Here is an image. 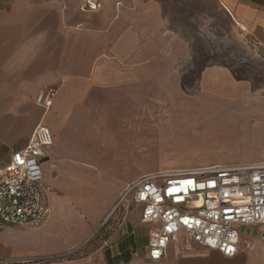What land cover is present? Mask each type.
<instances>
[{
	"label": "rangeland",
	"instance_id": "374dc122",
	"mask_svg": "<svg viewBox=\"0 0 264 264\" xmlns=\"http://www.w3.org/2000/svg\"><path fill=\"white\" fill-rule=\"evenodd\" d=\"M23 1L59 7L77 20L86 0H0V21ZM145 41L162 46L150 49L148 78L129 90L97 92L84 119L71 123V148L57 151L56 144L50 163L41 165L48 203L54 202L52 225L44 232L0 231L4 246L51 258L50 264H104L102 252L121 238L122 224L132 223L142 254L148 228L139 226L132 204L120 203L128 184L162 170L247 161L250 118L240 109L252 113L259 85L245 88L238 102L236 79L221 75L228 67L258 72L251 61L237 65L242 43L218 31Z\"/></svg>",
	"mask_w": 264,
	"mask_h": 264
},
{
	"label": "crops",
	"instance_id": "0c3cea01",
	"mask_svg": "<svg viewBox=\"0 0 264 264\" xmlns=\"http://www.w3.org/2000/svg\"><path fill=\"white\" fill-rule=\"evenodd\" d=\"M100 3L98 11L84 12L74 20L59 7L26 6L23 1L0 21V166L8 161L11 150L27 145L39 125L50 129L52 149L56 144L57 151L70 149L71 123L84 119L97 92L129 90L148 78V55L152 48L145 43L146 39L208 37L216 31L221 37L236 38L242 43L238 49L244 57L237 58V65L251 61L259 68L251 75H244L240 68L233 72V67L222 71L225 78L236 79L238 102L241 99L244 102L245 88L253 84L259 87L252 94V113L246 115L245 107L240 109L243 116L250 118L246 142L251 152L244 156L247 161L221 165L264 162V0H100ZM160 47L153 46L152 50ZM49 92L54 96L46 109L36 98ZM51 154L44 163H50ZM105 190H109L108 185ZM105 194L107 197L108 192ZM47 197L45 189L50 215L40 232L48 230L54 216V202L49 205ZM120 231L121 238L102 252V262L152 264L145 258L147 242L143 245L144 253L140 254L137 248L134 225L124 223ZM246 231L240 233L234 257H224L197 245L187 252L172 245L167 257L155 264H264V233L257 229ZM2 232L16 234L19 230ZM23 254L0 242V259L30 257Z\"/></svg>",
	"mask_w": 264,
	"mask_h": 264
},
{
	"label": "built area",
	"instance_id": "2783aa9c",
	"mask_svg": "<svg viewBox=\"0 0 264 264\" xmlns=\"http://www.w3.org/2000/svg\"><path fill=\"white\" fill-rule=\"evenodd\" d=\"M100 0H86L82 12H94ZM53 93L36 102L52 104ZM49 128L37 126L23 149H13L0 166V230L39 229L50 209L45 201L41 165L53 147ZM132 204L148 228L145 258L158 263L172 245H193L234 257L241 229L264 233V162L210 165L145 174L124 189L120 203ZM51 258H8L0 264H47Z\"/></svg>",
	"mask_w": 264,
	"mask_h": 264
},
{
	"label": "water",
	"instance_id": "95a60500",
	"mask_svg": "<svg viewBox=\"0 0 264 264\" xmlns=\"http://www.w3.org/2000/svg\"><path fill=\"white\" fill-rule=\"evenodd\" d=\"M243 232H244V229H241L240 233L242 234ZM246 232L249 233L250 232V229H247Z\"/></svg>",
	"mask_w": 264,
	"mask_h": 264
}]
</instances>
